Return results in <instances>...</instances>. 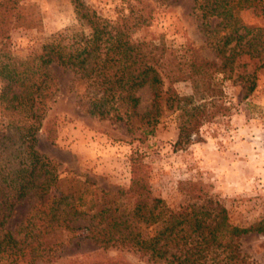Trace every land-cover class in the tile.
Segmentation results:
<instances>
[{"label":"rangeland","instance_id":"obj_1","mask_svg":"<svg viewBox=\"0 0 264 264\" xmlns=\"http://www.w3.org/2000/svg\"><path fill=\"white\" fill-rule=\"evenodd\" d=\"M81 1L90 11L111 21L150 13L146 24L127 32L131 39L162 44L177 57L189 58L193 50L198 57L220 63L214 42L221 31L208 33L219 19L203 18L192 0ZM9 6L13 26L8 31L6 51L15 59L29 57L56 33L88 32L71 0H11ZM238 15L247 27L264 26L258 5L239 9ZM53 73L57 90L46 118L54 120L56 137L53 143L47 140L44 124L37 135L36 149L58 172L51 197H67L65 201L73 203V208L68 216L71 228L59 227L41 236L49 259H39L37 264H86L103 259L167 264L153 262L133 249L97 247L88 236L90 225L99 230L110 219L126 214L135 203L127 193L132 156H138L144 164L151 195L162 198L170 208L201 204L206 197L188 191L189 183H196L226 208L230 224L247 227L264 219V57H237L231 77L213 73V81L221 89L217 100L226 109L200 127V141L179 150L173 148L178 130L169 97L172 91L191 94L189 80L171 82L164 78L158 97L145 85L134 93L139 98L134 114L125 112V104L118 105L119 119L111 103H101L102 89L96 79L80 78L73 70L61 67H55ZM247 75H253L255 83L249 94L244 88ZM98 109L109 111L103 117ZM151 122L153 131L143 132ZM34 197L17 203L6 223L16 238L20 236L16 233L18 225ZM150 230L142 227L144 233ZM238 243V257L229 258L218 251L203 263L264 264V232L246 233Z\"/></svg>","mask_w":264,"mask_h":264},{"label":"trees","instance_id":"obj_2","mask_svg":"<svg viewBox=\"0 0 264 264\" xmlns=\"http://www.w3.org/2000/svg\"><path fill=\"white\" fill-rule=\"evenodd\" d=\"M9 1L0 0V264H37L39 259H49L41 236L59 227L71 228L68 216L73 208V203L65 201L67 197H51L58 172L36 149L37 135L44 124L47 140L53 143L56 137L54 120L46 118L57 90L54 68L71 69L80 78L96 79L102 89L101 103H111L119 119L118 105L125 104V112L134 114L139 101L134 93L145 85L158 97L164 78L171 82L189 80L191 94L172 91L169 97L178 130L173 148L184 149L200 141V127L226 109L217 100L221 89L213 81V73L231 77L237 57H264V26L247 27L238 15L239 9L256 5L264 15V0H192L203 18L219 19L208 33L221 31L214 42L220 63L198 57L193 50L189 58L177 57L162 44L131 39L127 32L146 24L150 13L111 21L90 11L81 0L71 1L77 18L87 25V33H56L29 57L15 59L6 51L8 31L13 26ZM252 76L247 75L245 80L246 94L255 87ZM109 109L96 112L104 117ZM149 124L143 132L153 131L154 122ZM138 158L132 156L130 160L127 193L135 198L133 206L99 230L91 225L87 228L97 247L133 249L153 262L204 264L218 251L229 258L238 257L239 237L251 231L264 232V219L247 227L230 224L226 208L196 183H189L188 191L206 197L201 204L170 208L162 198L151 195L144 164ZM31 195H35V201L20 221L16 231L20 236L16 238L6 223L15 205ZM142 227L152 230L144 233ZM86 264L129 263L103 259Z\"/></svg>","mask_w":264,"mask_h":264}]
</instances>
